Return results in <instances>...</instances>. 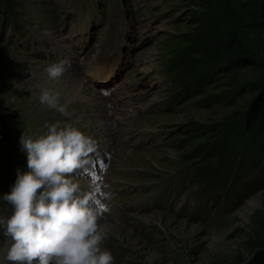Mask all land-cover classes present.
I'll use <instances>...</instances> for the list:
<instances>
[{
  "label": "rangeland",
  "instance_id": "obj_1",
  "mask_svg": "<svg viewBox=\"0 0 264 264\" xmlns=\"http://www.w3.org/2000/svg\"><path fill=\"white\" fill-rule=\"evenodd\" d=\"M75 1L0 0V219L11 215L3 197L17 173L29 171L21 136L37 139L45 125L70 124L94 140L100 158L92 168L96 180L77 179L99 186L95 207L108 228L101 247L113 264H249L264 248V143L248 146L244 120L264 85V36L253 28V0ZM90 7L121 33L112 89L121 95L92 88L107 99L99 116L108 131L93 132L84 115L33 107L35 97L22 100L17 88L49 67L29 54V41L65 54V73L83 76L89 59L78 61L67 30L72 16ZM240 57L255 63L227 69ZM140 94L137 109L115 106L122 95ZM124 117L122 125L111 124ZM121 133L131 135L133 148L117 146ZM112 188L125 195L103 197Z\"/></svg>",
  "mask_w": 264,
  "mask_h": 264
},
{
  "label": "clouds",
  "instance_id": "obj_2",
  "mask_svg": "<svg viewBox=\"0 0 264 264\" xmlns=\"http://www.w3.org/2000/svg\"><path fill=\"white\" fill-rule=\"evenodd\" d=\"M64 61L51 64L47 77L59 80ZM42 105L67 115L60 93L42 89ZM47 133L37 139L21 136L28 172L17 179L3 200L11 215L0 219L10 238L4 260L9 264H113L112 254L102 249L108 228L100 223L94 193L83 191L76 177L89 162L95 142L78 128L66 124L45 125ZM105 193V198L110 197ZM107 210V207H106Z\"/></svg>",
  "mask_w": 264,
  "mask_h": 264
},
{
  "label": "bare ground",
  "instance_id": "obj_3",
  "mask_svg": "<svg viewBox=\"0 0 264 264\" xmlns=\"http://www.w3.org/2000/svg\"><path fill=\"white\" fill-rule=\"evenodd\" d=\"M31 75L35 78L32 77L30 80L27 81L22 79V82L19 84V86H17L18 90L19 91L21 90V92H19V95L22 100L24 99L27 101V99L31 96L35 97V99L32 101V106L36 107V105L41 104L39 101V96L41 94L42 89L47 88L50 91L59 92L60 98L63 97V99H65V103L63 106L66 107L67 113L70 112L76 115L77 114L84 115L85 119L87 120V124L94 125L95 128H92L93 132L110 130V127L107 121L105 120V118L99 116L100 107L104 103H106L107 99H105L103 95H100L97 90L90 88L88 83L83 82L82 80L83 76L80 77L75 74L65 73L59 80L51 81L47 77L46 69L42 70L41 73H37L35 76L34 74ZM38 82H40V84H44V88H40L41 86H38L39 85ZM129 84L133 86L132 83ZM114 87L115 85L113 82H111L109 86L106 87L105 89L106 94H111L113 92L111 95H109V97H112L117 93L118 95H121V92H118V90L116 91L112 90ZM127 92L130 93L133 92V90L132 91L129 90ZM58 115L64 116L60 112H58ZM91 156L94 159V161H100L99 155L97 153L93 152ZM94 179L96 180L97 177L90 176L82 180H94ZM80 183L82 190L90 189V191L92 192L100 191L98 188L99 186L94 184L92 181H80Z\"/></svg>",
  "mask_w": 264,
  "mask_h": 264
},
{
  "label": "trees",
  "instance_id": "obj_4",
  "mask_svg": "<svg viewBox=\"0 0 264 264\" xmlns=\"http://www.w3.org/2000/svg\"><path fill=\"white\" fill-rule=\"evenodd\" d=\"M253 14L252 19L254 20L253 28H257L262 32L264 36V0H253ZM211 36V35H210ZM264 53V49H263ZM255 63V60L252 57H240L232 59L227 65L229 70H238L244 67H251ZM182 90H186V86L182 85ZM244 120L247 130L250 133V139L248 141V146L255 148L256 146H263L264 138V85L260 88L256 97L252 100L250 106L247 108L244 113ZM225 143H222L220 146L223 147ZM217 148L206 150L204 154H199L203 156H209L213 152H217ZM257 163H252L249 167H254ZM231 164L225 166V175L223 176L221 183L226 180V177L230 174ZM205 170V169H204ZM218 171V170H216ZM218 174V173H217ZM216 174V175H217ZM227 187L225 188L226 191ZM231 191V189H229ZM249 264H264V248L257 251L253 258H251Z\"/></svg>",
  "mask_w": 264,
  "mask_h": 264
},
{
  "label": "snow or ice",
  "instance_id": "obj_5",
  "mask_svg": "<svg viewBox=\"0 0 264 264\" xmlns=\"http://www.w3.org/2000/svg\"><path fill=\"white\" fill-rule=\"evenodd\" d=\"M103 162H101V164H102ZM104 167L106 168V165H104Z\"/></svg>",
  "mask_w": 264,
  "mask_h": 264
}]
</instances>
